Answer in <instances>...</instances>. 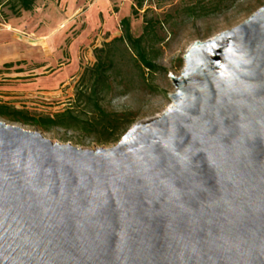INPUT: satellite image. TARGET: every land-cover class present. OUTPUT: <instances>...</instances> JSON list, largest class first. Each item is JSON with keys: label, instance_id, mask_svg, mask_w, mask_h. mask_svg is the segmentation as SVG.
Instances as JSON below:
<instances>
[{"label": "water", "instance_id": "95a60500", "mask_svg": "<svg viewBox=\"0 0 264 264\" xmlns=\"http://www.w3.org/2000/svg\"><path fill=\"white\" fill-rule=\"evenodd\" d=\"M171 79L113 148L0 122V264H264V6Z\"/></svg>", "mask_w": 264, "mask_h": 264}, {"label": "rangeland", "instance_id": "374dc122", "mask_svg": "<svg viewBox=\"0 0 264 264\" xmlns=\"http://www.w3.org/2000/svg\"><path fill=\"white\" fill-rule=\"evenodd\" d=\"M193 3L148 0L139 16L133 17V0H37L34 9L20 17L0 15V105L34 117H56L72 110L81 120L73 128L49 131L2 117L0 122L38 131L53 143L84 150L115 147L124 135L113 141L87 129L85 121H92L95 115L77 100V92L89 85V80L82 85L81 78L96 62L94 49L122 35V18H132L135 37L144 32L146 10L149 18L167 20L158 29L164 40L148 46L158 71L141 74L130 56L124 55L111 75L112 90L103 97L108 112H131L135 125L160 117L172 105L169 95L175 93V86L171 77L181 75L185 56L194 43L243 24L264 6V0H235L202 18H192L186 9ZM3 11L9 14L6 8Z\"/></svg>", "mask_w": 264, "mask_h": 264}, {"label": "trees", "instance_id": "16d2710c", "mask_svg": "<svg viewBox=\"0 0 264 264\" xmlns=\"http://www.w3.org/2000/svg\"><path fill=\"white\" fill-rule=\"evenodd\" d=\"M37 0H0V15L8 17H20L24 12H31ZM148 0H133L131 14L133 17L139 16ZM235 0H194L186 12L189 17L202 18L206 15L221 10L228 2ZM6 8L9 12L3 11ZM148 10L144 12V32L141 36L135 37L132 33V18L124 17L120 21L122 35L115 37L110 42L105 43L100 48H95L93 53L96 59L95 64L86 69L81 78L82 85L89 80V85L84 89L81 87L77 92V100L83 103L95 115L92 121H85L86 128L103 136L108 140L118 141L134 123V114L108 112L103 104V97L112 90L110 81L111 75L118 68L121 57L129 55L141 74L146 70L150 73L158 71L154 59L148 50L149 44L161 43L162 39L158 34V29L162 28L167 22L158 17L149 18ZM170 19H172L170 17ZM5 66L11 67L12 64ZM0 117L25 125L37 126L43 131H49L56 127L73 128V124L81 122L72 110H66L56 117H34L29 113L10 107L0 105ZM83 122V121H82Z\"/></svg>", "mask_w": 264, "mask_h": 264}]
</instances>
